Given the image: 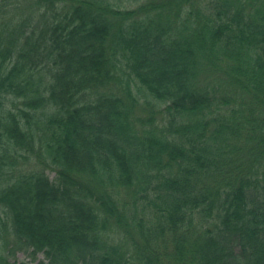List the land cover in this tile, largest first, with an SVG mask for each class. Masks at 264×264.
I'll return each mask as SVG.
<instances>
[{"label":"trees","instance_id":"trees-1","mask_svg":"<svg viewBox=\"0 0 264 264\" xmlns=\"http://www.w3.org/2000/svg\"><path fill=\"white\" fill-rule=\"evenodd\" d=\"M19 247L264 264V0H0V264Z\"/></svg>","mask_w":264,"mask_h":264},{"label":"rangeland","instance_id":"rangeland-1","mask_svg":"<svg viewBox=\"0 0 264 264\" xmlns=\"http://www.w3.org/2000/svg\"><path fill=\"white\" fill-rule=\"evenodd\" d=\"M10 241L13 239L9 236ZM8 258L11 262H16L17 264L23 262L24 264H38V261L42 258V254H36L35 258L22 247L14 248L10 253H8Z\"/></svg>","mask_w":264,"mask_h":264}]
</instances>
